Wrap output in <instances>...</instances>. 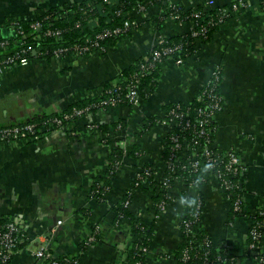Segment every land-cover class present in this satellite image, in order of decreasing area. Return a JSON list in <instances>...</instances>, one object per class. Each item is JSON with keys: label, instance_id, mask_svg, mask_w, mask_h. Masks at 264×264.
<instances>
[{"label": "crops", "instance_id": "0c3cea01", "mask_svg": "<svg viewBox=\"0 0 264 264\" xmlns=\"http://www.w3.org/2000/svg\"><path fill=\"white\" fill-rule=\"evenodd\" d=\"M69 1L83 0H0V33L11 35L10 28L3 26L9 17L32 19ZM170 1L185 9L210 7L209 0ZM214 1L222 5L232 0ZM163 11L164 7L155 6L138 16L141 23L132 35L104 52L34 58L28 65L8 67L1 75L0 126L52 114L82 98L102 95L107 82L152 49L160 32L167 36L174 33L173 20L162 31L155 30L148 20L154 12ZM216 68L222 72L219 86L224 106L216 114L213 147L234 149L241 156L247 214L263 208L264 9L251 8L223 23L211 40L198 39L195 54L182 64L172 58L165 60L156 89L138 107L118 104L70 121L35 141L0 143V216H19L26 224V243L10 264H49L51 258L65 256L76 258L78 264H124L131 224L126 219L117 222L113 207L128 192L133 195L132 212L155 222L146 264H178L172 254L186 241L180 229L186 197L196 192L176 180L169 203L156 212L152 189L136 188L133 180L147 164L153 165L157 178L163 180L168 129L157 119L164 117L165 106L197 98ZM147 121H154L148 129L144 126ZM117 122L115 129L111 125ZM103 123L110 125L109 133L119 139L121 147L135 144L136 150L124 155L112 177V188L99 202L91 195V187L109 167L108 157L115 145L106 143L107 134L94 127ZM200 191L204 199L201 221L218 249L224 248L237 264H264L248 254L252 218L232 217L231 199L216 180L204 184ZM60 219L63 223L57 225ZM97 226L98 239L89 242ZM45 245L50 256L37 257L35 252ZM261 248L264 251V237Z\"/></svg>", "mask_w": 264, "mask_h": 264}, {"label": "trees", "instance_id": "16d2710c", "mask_svg": "<svg viewBox=\"0 0 264 264\" xmlns=\"http://www.w3.org/2000/svg\"><path fill=\"white\" fill-rule=\"evenodd\" d=\"M233 1L226 4H217L205 10L202 6L195 8H187L180 5H173L172 13L179 14V18L174 20V33L167 36L166 44L164 46L174 47L180 46V56L183 60H187L196 52V41L200 39L202 42H207L212 39L215 32L219 30L221 25L228 21L233 16L224 17L221 11L224 7H231ZM170 0H83L81 2L69 1L61 5H55L46 9L43 13H39L32 19H15L9 17L5 20L3 26L10 28L11 35L6 36L0 33V41L5 42L4 46H0V61L4 60L10 55L19 53L28 57L30 60L34 58L51 59L56 57V51L60 52V57L67 58L72 56L75 52L76 45L87 46L88 50L83 53L91 54L95 50L104 52L108 46H116L122 43L126 38H129L133 30L138 28L140 21L138 16L145 12H150V9L158 6L159 8L168 7ZM248 4V9L260 8L264 9V0H245ZM144 7V10H140ZM140 10V11H139ZM170 10L163 12H154L148 19L155 27V30H163L168 26V21L171 19L172 13ZM134 13L135 16H131ZM152 13V12H151ZM171 13V14H170ZM127 20H137L138 24H134L129 28L125 26ZM198 21L196 30L200 34L196 37L193 35L192 30H187L186 24L191 21ZM40 24V27L36 25ZM52 30V33H48ZM104 35L103 38L98 37ZM91 38V39H90ZM91 41H97L98 45H92ZM90 44V45H89ZM161 48V45H153L152 49L147 53L149 60L144 56L132 62L128 67L124 68L117 78L107 82L103 88V94L88 96L81 100L75 101L68 105L65 109L56 111L52 114H40L31 120L23 121L22 124L27 122H35L43 134L53 132L66 126L70 121L80 120L84 116L96 114L98 111L106 110L112 107L111 104L104 103L115 97L119 104H127L134 107L130 100L127 98V88L131 84L138 86L142 99L149 97L153 94L158 84L160 76V69L162 63L172 57H163L162 61L153 60L152 50ZM83 53L76 54L77 56H84ZM143 64L145 67H143ZM138 80V82H136ZM212 82L205 85L202 89V99L198 97L188 103L175 102L165 106L164 117H173L175 113L179 114L178 120L181 125L173 126L164 141V156L166 158V165L169 164L170 156L174 152L176 156L173 157L176 164V172H171L169 168H165L163 179L157 178L156 168L147 164L143 167L141 172H138L133 180V186L148 190L151 188L153 191L152 198L154 201V209L156 212L162 210L163 206H167L172 194L170 188L175 185L176 177H182L183 183L188 189L193 188L195 194L187 193L186 197V214L183 220L191 222L192 233H188L185 224L181 223V231L186 237V241L176 250L172 255L178 264H237L236 259L231 256L224 248L218 249L204 227L201 221V213L204 206V199L201 194L200 188L210 182L212 171L211 165L213 162L208 161V156L197 154L200 161V170L198 176L192 175V170L189 164L192 161L193 148H203L206 141L211 144L214 143V135L217 129L216 118L210 115L212 108L210 107L208 94L213 90V93L220 94V83ZM118 88V89H117ZM114 89H117L115 93ZM221 95V94H220ZM87 108H89L87 110ZM206 110L209 115L208 123L203 126L195 125L200 110ZM76 110H84L82 115L77 114ZM59 118L62 120L61 124L54 123V119ZM162 118L157 119L159 122ZM155 120V121H157ZM189 120L192 125L183 130V124ZM154 121H147L145 128L148 129ZM20 124V123H18ZM119 122L113 123L111 126L115 129L119 127ZM8 126V125H4ZM3 127V126H0ZM206 129L208 134L198 136L200 129ZM43 129V130H42ZM48 129V130H47ZM98 129L105 132L107 136L104 141L108 144H115L112 153L108 157L109 167L102 174L98 175L91 187V195L99 202L105 200V196L112 188V177L116 174L117 170L122 164L124 155H132L135 153L136 145L128 144L125 147L119 145V139H116L109 133V124H98ZM174 134L180 135V141L186 139L189 142L188 149L182 148L174 149V142L170 137ZM197 142L194 140L197 138ZM194 139V140H193ZM221 151L216 148L211 149V154L214 156L221 155ZM222 156V155H221ZM226 160V158L224 159ZM184 165L186 167H184ZM224 163L218 162L214 169L222 168ZM239 172L236 176L227 174V177L232 179L235 186L232 189L225 190L229 194L232 202V217L247 215L252 218L253 224L251 228H256L261 232L262 237L259 240L261 243L264 237V207L257 210L255 214L249 215L245 211L243 202V187L241 186ZM146 182V184H144ZM133 195L131 192L126 193L123 198L118 201L114 207L115 220H128L130 222V238L129 244L125 249L126 262L124 264H146L147 253L144 248L149 249L155 235V222L146 221L143 218L136 216L131 210ZM239 201V207L236 208V201ZM11 217H1L0 224H6L11 221ZM4 230V229H3ZM96 229L93 230L94 234ZM98 232L96 239H98ZM22 235V234H21ZM25 239V237H23ZM252 241L249 232V243ZM26 243L24 240L19 243L15 248V252L11 255L8 264H10L13 256L20 250ZM249 256H257V254L250 249ZM63 264H78L76 258L61 257L58 258ZM263 263V262H262ZM0 264L2 262V253L0 251Z\"/></svg>", "mask_w": 264, "mask_h": 264}, {"label": "built area", "instance_id": "2783aa9c", "mask_svg": "<svg viewBox=\"0 0 264 264\" xmlns=\"http://www.w3.org/2000/svg\"><path fill=\"white\" fill-rule=\"evenodd\" d=\"M208 2L210 4V7L216 5V2L214 0H209ZM173 5H176V4L171 1L168 7H164V11L170 10L171 12V10L174 8ZM247 6L248 4L245 2V0H235L233 1L231 7H224L222 9L221 15H223L224 17L235 16L241 13L242 11H245L248 8ZM144 9H145L144 7L140 8V10H144ZM170 18L173 21L177 20L179 18V14L172 13ZM134 24H138V21L137 20H132V21L127 20L125 22V26L128 28ZM36 25L40 27L39 23H36ZM197 25H198V21L196 20H193L190 23L186 24V26L188 27L187 30H192L193 35L196 37L200 34V31L195 29ZM48 33L49 34L52 33V30H49ZM98 37L103 38L104 35H99ZM166 37L167 35L164 34L163 32H160L159 35H157L156 42L154 45H158V46L161 45V48H155L154 50H152L153 60L162 61L164 56L172 57V55H174L173 60H175V62H177L178 64H182L184 60L180 56V46L179 45H176L174 47H171V46L163 47V44H166L165 43L167 39ZM91 43L92 45H98L97 41H91ZM4 44L5 42L0 41V46H4ZM84 50H88V47L76 45L75 52L73 55L77 56L76 54L83 53ZM95 51H98V50H95ZM83 55L85 56L88 54L85 52L83 53ZM55 56L57 58L60 57V52L56 51ZM144 58L146 60H149V56L147 54L144 56ZM29 62H30V59L28 57L23 56L19 53H15L13 55L8 56L4 60H1L0 61V86L2 85L1 75L8 67L13 66V65H28ZM143 67H145L144 64H143ZM220 79H222V72L219 68H216L213 71L212 75L210 76V79L208 80L207 84L209 85L212 82H219ZM136 82H138V80H136ZM117 89H114L115 93L117 92ZM126 95L134 107H138L141 104L142 97L140 95L138 86L136 84L135 85L131 84L128 86ZM198 99L201 100L202 96L199 95ZM208 99H209L210 107L212 108V110L209 113L210 115L212 114V116L216 118V114L223 109V106H224L223 97L220 94L213 93V90H211V92H209L208 94ZM108 102L111 104V106H116L119 104V101L115 97H112L109 101H104V103H108ZM88 109L89 108H87V110ZM76 112L77 114L82 115L84 110H76ZM172 113L174 114L173 117H163L160 121V123L168 129V133H169V130L173 126L175 127V126L181 125V122L178 120V117H180V115L175 113L174 111H172ZM209 113H207L206 110L204 109L200 110L198 113V117L195 122V125L203 126L206 123H208L207 116L209 115ZM61 122L62 120L59 118L54 119V123L57 125L61 124ZM191 125L192 123L189 120H186L185 123L182 125L183 130L185 128L186 129L189 128V126ZM94 127L96 128V130H98V125H94ZM46 134H43L40 132V129L37 126V123L35 122L8 125V126L0 127V143H15V142H19L22 140L35 141L41 138L42 136H45ZM205 134H208V132L206 131V129L202 128L200 129L198 136H203ZM198 138L199 137L193 140L197 142ZM170 139L174 142V146H173L174 149L180 150L182 146L184 145V142L186 145H184L182 152L188 149L189 142L186 139H184L183 141H180L179 134L172 135ZM115 145L117 146V143H115ZM212 148H213V144H211L209 141H206V144L203 148H195V149L193 148L191 152L194 155H193L191 163L188 165L189 168L192 170L191 171L192 175L194 177L198 176V171L200 170V161L197 158V154L199 153L203 154L209 157L208 161L213 162L211 165L212 176H211L210 181L216 180L220 184V186L224 189V191L228 189H232L235 186V183L232 179L227 177V174H232L236 176L239 172H241L244 169L242 158L234 149H228L226 151H221L222 156L221 155L214 156L211 154ZM174 156L176 155L173 152L169 158L170 160L169 164L166 165V167L169 168L172 173L176 172V164L174 163V160H173ZM225 158L226 160H224ZM218 162L224 163L223 169L222 168L214 169L215 165ZM184 167L186 166L184 165ZM176 180L183 181L182 177H176ZM226 194L230 198L229 194L228 193ZM236 206H237L236 208L239 207L238 200L236 201ZM164 208L165 206L162 207V210ZM62 223H63V220L61 219L57 221V225H62ZM181 223L185 224L188 233L193 232L191 229V222L182 219ZM181 223H180V227H181ZM25 230H26V224L23 221V219L19 216L16 218H13L11 221L7 222L6 224H0V251L2 253V262H4L5 264H8L9 259L11 255L15 252V248L18 246V244L24 241L23 237H24ZM55 230L56 229L53 228V231ZM97 232H99V226H97L96 232L88 238L89 242H93L96 240ZM250 234L252 237V241L249 243V247L251 250H253L257 254L255 258L259 259L260 262L264 263V251L261 248V243H259V240L262 237V234L256 228H251ZM143 250L146 251V253L149 251V249L147 248H144ZM35 254L39 258H45V257L50 256V252L48 250L47 245L39 248L35 252ZM49 264H63V263L60 259L51 258Z\"/></svg>", "mask_w": 264, "mask_h": 264}]
</instances>
